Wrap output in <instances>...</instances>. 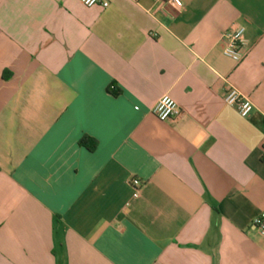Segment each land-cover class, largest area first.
Returning a JSON list of instances; mask_svg holds the SVG:
<instances>
[{
    "label": "crops",
    "instance_id": "0c3cea01",
    "mask_svg": "<svg viewBox=\"0 0 264 264\" xmlns=\"http://www.w3.org/2000/svg\"><path fill=\"white\" fill-rule=\"evenodd\" d=\"M108 1L0 0V264H264V0Z\"/></svg>",
    "mask_w": 264,
    "mask_h": 264
},
{
    "label": "built area",
    "instance_id": "2783aa9c",
    "mask_svg": "<svg viewBox=\"0 0 264 264\" xmlns=\"http://www.w3.org/2000/svg\"><path fill=\"white\" fill-rule=\"evenodd\" d=\"M86 7L100 6L108 8V0H78ZM165 6L176 10L182 7L181 0H161ZM223 54L235 61L237 64L244 61L247 56L245 29L240 26H232L221 36ZM224 102L234 108L242 118H248L254 111L255 105L251 99L233 86H229L224 94ZM152 113L162 122L177 120L183 114L181 107L170 96H163L152 110ZM127 184L133 188L132 198L138 199L145 185L144 181L137 177H131ZM130 203L126 204L129 207ZM251 226L255 228L261 236H264V215L254 218Z\"/></svg>",
    "mask_w": 264,
    "mask_h": 264
},
{
    "label": "trees",
    "instance_id": "16d2710c",
    "mask_svg": "<svg viewBox=\"0 0 264 264\" xmlns=\"http://www.w3.org/2000/svg\"><path fill=\"white\" fill-rule=\"evenodd\" d=\"M79 145L92 152L96 150L98 142L96 139L85 135L80 139Z\"/></svg>",
    "mask_w": 264,
    "mask_h": 264
}]
</instances>
